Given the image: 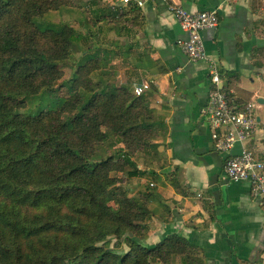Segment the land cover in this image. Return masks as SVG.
I'll use <instances>...</instances> for the list:
<instances>
[{
	"label": "trees",
	"instance_id": "1",
	"mask_svg": "<svg viewBox=\"0 0 264 264\" xmlns=\"http://www.w3.org/2000/svg\"><path fill=\"white\" fill-rule=\"evenodd\" d=\"M101 1H86L93 25L111 22L117 30L128 15L140 17L134 3ZM72 4L0 0V264H200L198 248L179 233L141 243L155 214L147 204L157 195L152 188L128 196L117 185L114 173L126 166L129 177L142 174L137 152L164 159L157 140L166 132L147 92L137 95L132 83L115 82L118 66L111 61L120 51H86L68 95L33 114L19 111L29 98L63 84L57 85L61 64L82 36L71 24L41 28L34 18ZM253 56L264 58V47ZM226 93L235 111L249 103L248 92L245 98ZM171 184L185 192L174 174Z\"/></svg>",
	"mask_w": 264,
	"mask_h": 264
},
{
	"label": "crops",
	"instance_id": "2",
	"mask_svg": "<svg viewBox=\"0 0 264 264\" xmlns=\"http://www.w3.org/2000/svg\"><path fill=\"white\" fill-rule=\"evenodd\" d=\"M258 1L147 0L140 17L134 20L128 15L113 36L116 40L126 37L121 45L114 42L119 48L115 50L122 52L121 60L128 64L118 67L117 81L133 86L147 82L144 92L166 129L157 140L166 158L161 160L162 167L149 153L143 154L141 162L134 157L141 175L147 170L156 178L149 185L161 203L162 220L148 240L158 242L167 234L179 233L198 248L200 264H264V205L252 195L248 181L231 182L222 172L225 158L243 148L264 156V118L253 112L254 132L228 153L214 148L204 113L210 88L207 62L192 61L181 50L179 41L186 33L170 4L189 11L217 8L218 26L201 31L206 53L219 65L224 90L244 98L250 93L248 102L254 111L252 98L264 87V58L253 56L256 48L264 47V20L258 19L261 8L254 6ZM260 2L264 7V0ZM230 73L238 78H229ZM173 174L184 193L171 184Z\"/></svg>",
	"mask_w": 264,
	"mask_h": 264
},
{
	"label": "built area",
	"instance_id": "3",
	"mask_svg": "<svg viewBox=\"0 0 264 264\" xmlns=\"http://www.w3.org/2000/svg\"><path fill=\"white\" fill-rule=\"evenodd\" d=\"M123 4L134 3L143 7L147 0H119ZM174 18L186 33L179 41L184 54L192 61H206L210 88L204 113L211 128L214 148L228 153L235 143H243L254 132L257 121L253 114V105L248 103L243 111H235L228 103L223 88L217 61L206 53L201 31L218 26L219 15L216 7L189 11L181 5L170 4ZM149 85L142 82L134 86V93L142 94ZM223 176L231 182L248 181L253 196L259 197L264 205V156L256 155L252 150L243 148L239 153L229 155L223 164ZM152 185V183H150Z\"/></svg>",
	"mask_w": 264,
	"mask_h": 264
},
{
	"label": "rangeland",
	"instance_id": "4",
	"mask_svg": "<svg viewBox=\"0 0 264 264\" xmlns=\"http://www.w3.org/2000/svg\"><path fill=\"white\" fill-rule=\"evenodd\" d=\"M87 0H73V4L69 6L68 8H63L61 10L57 11H49L45 13L42 16H37L34 18L36 24H38L41 28L51 27V28H58L63 23L71 24L72 27L76 32H79L82 34L79 39L74 41V43L71 46V56L66 59L61 64V69L63 70V76L58 80L57 85L59 83H63L61 86H59L57 89L51 92L47 91H41L37 96L31 97L27 100L26 105L21 107L19 109L22 113H29L33 114L38 112L40 109L52 107L55 105L56 102L60 101L61 98L68 95V86L70 83V78L72 77V74L75 72L77 67V62L82 61L84 59L86 51H97V48L100 49H119L114 46V42L117 41L119 45H121L123 42H126L125 34L119 36L116 40L113 38L114 33L116 30L109 29V27L114 23H105L104 21L99 22L97 25H93L92 22H90V16L86 10L87 8ZM102 5L109 4V1L103 0ZM260 14H258V19H261L262 15H264V7H260ZM120 23L118 24V26ZM93 33L91 36L85 34V32ZM122 42V43H121ZM102 53V51H101ZM102 55V54H101ZM122 52L120 54H117L114 56V58L111 61V64L114 66H125L127 67L128 64L123 62L122 59ZM125 63V64H124ZM120 69V68H118ZM118 69L116 70V74L114 75V80L116 82L119 81L118 76ZM95 79H97V76H94ZM118 80V81H117ZM124 82H118V84H121ZM257 98L264 99V87L260 91V95L257 97L252 98V103L256 105V108L254 107V114L260 115L264 118V102L259 103ZM260 105V106H258ZM260 107V108H259ZM121 145L120 143L118 146ZM106 152L111 151V147H106ZM136 157H138V160L143 161L145 159V156H143L142 152H137L135 154ZM161 160L166 161V158L156 157V165L160 166ZM143 164V162H142ZM145 164H143V167ZM129 166H126L125 170L122 172H116L114 173L116 176L119 177L120 181L117 183V185L124 189L128 196H138L139 194L147 191L148 189L151 191L153 186L149 185V182L152 180H156L154 176H152L147 170H144L145 175H139L138 177L143 178L141 180L138 179H132V177H129L127 175V169ZM160 168V167H159ZM158 174V172H155ZM154 192V191H153ZM146 193V192H145ZM148 207L155 210V214L151 216L148 220L149 224V231L145 239L141 240V243L149 246L154 245L157 242H151L149 239V233L155 228L156 224H159L160 220L158 219V214H160V206L161 203L159 199L155 196L152 201L148 202ZM110 245L117 246L115 239L110 240Z\"/></svg>",
	"mask_w": 264,
	"mask_h": 264
},
{
	"label": "water",
	"instance_id": "5",
	"mask_svg": "<svg viewBox=\"0 0 264 264\" xmlns=\"http://www.w3.org/2000/svg\"><path fill=\"white\" fill-rule=\"evenodd\" d=\"M257 100H258V102H260V103L264 102V99H262V98H258Z\"/></svg>",
	"mask_w": 264,
	"mask_h": 264
}]
</instances>
